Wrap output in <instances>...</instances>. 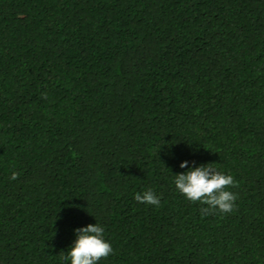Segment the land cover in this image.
<instances>
[{"label":"trees","instance_id":"trees-1","mask_svg":"<svg viewBox=\"0 0 264 264\" xmlns=\"http://www.w3.org/2000/svg\"><path fill=\"white\" fill-rule=\"evenodd\" d=\"M209 164L230 214L175 186ZM96 224L98 264H264V0H0V264Z\"/></svg>","mask_w":264,"mask_h":264},{"label":"clouds","instance_id":"clouds-1","mask_svg":"<svg viewBox=\"0 0 264 264\" xmlns=\"http://www.w3.org/2000/svg\"><path fill=\"white\" fill-rule=\"evenodd\" d=\"M45 98L46 95H45ZM181 168H188V163H181ZM18 172H13L12 180L19 178ZM175 186L178 191L192 203L202 205V215H212L217 211L230 214L236 209L238 194L228 190L238 187L232 175H226L217 170L214 164L200 166L195 170L190 169L185 174L175 175ZM135 200L141 204L160 206V198L148 189L142 194L137 193ZM206 206V207H204ZM77 239L67 255L62 256L70 264H98L102 259H107L114 254L113 247L106 242L105 229L99 224L88 225L76 230Z\"/></svg>","mask_w":264,"mask_h":264}]
</instances>
